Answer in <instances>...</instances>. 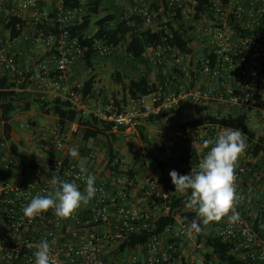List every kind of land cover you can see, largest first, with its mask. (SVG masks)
Listing matches in <instances>:
<instances>
[{"label":"built area","instance_id":"2783aa9c","mask_svg":"<svg viewBox=\"0 0 264 264\" xmlns=\"http://www.w3.org/2000/svg\"><path fill=\"white\" fill-rule=\"evenodd\" d=\"M77 1L75 7H66L63 0H56L52 9L41 10L40 0H0V22L6 23L13 17L23 20L32 12L35 25H58V34L38 32L34 39L37 44L52 47L57 74L51 78L47 64L39 62L31 80L60 87L69 67L88 51L71 36V31L84 23L95 0ZM104 3L118 9L119 20L138 18L143 30L160 35L158 45L146 48V63L152 68L170 65L174 75L186 83L176 93L159 90L130 101L126 107L117 108L111 102L103 109L89 112L115 123L114 133L120 132L119 126L128 128L122 132L129 135L128 141L136 134L132 128L141 120L178 109L185 101H190L194 109L252 110L264 119V0H104ZM176 32L190 40L187 47L190 53L174 43ZM13 41L9 36H0V66L5 74L17 77L19 87L29 69L26 72L19 68L17 58L10 52ZM92 48L97 59H105L123 50V45L94 39ZM198 80H204V85L197 87ZM64 99L86 111L72 91ZM1 117L0 112V264H35L34 252L44 239L50 244L55 264H218L200 233L187 235L190 221H182L180 213L174 214L172 194L167 188L155 177L147 176L143 181L139 175L125 174L120 158L114 163L120 164L116 171L105 164L84 165L88 173L96 176L97 192L72 217L58 218L50 209L29 221L22 209L37 194L46 195L52 190V175L75 182L83 192L87 173H80L76 160L52 154L41 163H20L11 153ZM222 131L210 126L179 130L160 143L158 157L168 165L170 180L172 170L180 175L189 174L192 166L210 150L211 146L203 147V141L215 140ZM50 136L47 151H62L68 140L65 131L56 127ZM246 141V151L236 168L235 186L240 198L236 211L240 219L235 224H230L227 218L207 226L201 222L202 237L232 245L230 253L243 264H264V162L261 161L264 155L254 156V144L247 137ZM138 151L144 154L136 147L134 152ZM145 157L140 155V160ZM174 196L184 213L196 214L185 207L187 196L176 193L175 188ZM169 216H173L175 225H167L161 234L153 233L158 220ZM144 234L148 237L143 245L120 251L130 239Z\"/></svg>","mask_w":264,"mask_h":264},{"label":"trees","instance_id":"16d2710c","mask_svg":"<svg viewBox=\"0 0 264 264\" xmlns=\"http://www.w3.org/2000/svg\"><path fill=\"white\" fill-rule=\"evenodd\" d=\"M63 2L66 7H75L78 4L77 0H63ZM103 4L104 0H95L93 7L85 17L84 23L73 28L71 31V36L78 39L82 47L88 48V51L79 57L78 60L83 62L86 68L91 72V76L85 80L81 86L74 87L71 90L79 97L80 104L87 106L90 100L95 101L96 98L95 83L97 75L95 73L94 61H96L97 58L92 48L94 39H102L107 44H122L126 58L132 60L138 66L145 67L143 69V75L137 78L124 77L122 72L115 70L112 74V80L119 88V91L113 94L111 101L106 96L102 97L103 108L111 102L117 108L126 107L130 101H137L142 96L159 90L164 93L166 92L165 89L168 88L166 83L173 85V87H179L180 83H178V85L174 83L176 81H169L168 77L171 76V71L167 68L163 70V67L158 69L159 80L157 84L149 80L151 70L144 59V54L147 47L156 46L160 43L161 36L143 30L141 27L142 22L138 18H133L130 21L119 20L118 9L112 5L103 7ZM105 8L108 9V14L103 16L101 15V9L105 10ZM27 27L28 23L26 21L16 17L10 18L5 23V29L8 31L11 40L19 38ZM92 27L95 29V32L92 34V38H88ZM35 30L37 33L43 32L46 35L49 33L56 35L58 34V25L39 23L36 25ZM238 33L241 34L239 31ZM174 43L179 46L182 51L190 53V50L187 48L190 44V40L183 38L180 32L175 33ZM32 74L33 69L30 68L29 73L25 75V79L19 87H17L16 84L17 77L5 76L0 79L2 129H4V134L11 153L14 156H18L17 146L14 144L11 136V120L14 113L17 112V110L29 111L33 105H38L43 114L52 113L56 116L59 126H64L66 123H77V128L74 129L73 135L77 136L79 133H82V139L87 143V147H92V145L95 144L100 145L101 149L106 153V167L115 171L119 169L120 164L114 165L115 161L121 158L117 149V142L119 141L120 134L128 128L119 126L118 129L120 132L114 133L113 128L116 126L115 123L100 119L92 113L79 110L72 102L66 99L57 98L49 100L43 95L29 99L26 95H18L16 89H25L28 86V80ZM191 109L193 108L190 101H185L181 103L178 109H173L168 112L165 111L158 116L149 117L145 120V124L155 123L167 125L170 123L173 127L180 129L182 132L204 126L217 129L238 128L246 135L247 139L254 144L253 155H264V132L260 134L257 128L247 119L245 120L226 115L221 109L211 107L197 108L195 109V116L189 117ZM247 122L250 127H247ZM135 131L139 134L140 138L147 142L146 129L143 126H137ZM167 168L168 165L159 160L155 150L147 145L145 159L136 161L135 165L129 167L124 173L131 177L143 173L144 176L157 178L172 194L171 206L174 214L180 213L182 221L189 220L191 223L197 216L196 214H186L183 212L180 201L174 196L175 186L168 176ZM169 224L175 225L173 216L159 219L153 233L161 234ZM200 226L204 230V226L202 224H200ZM202 232L200 233V237L204 238L205 246L211 249L212 253L217 257L218 264H243L230 253L232 245L218 239L202 237ZM147 237V234L133 237L121 246L120 251H123L126 247L132 248L143 245Z\"/></svg>","mask_w":264,"mask_h":264},{"label":"clouds","instance_id":"9594fccd","mask_svg":"<svg viewBox=\"0 0 264 264\" xmlns=\"http://www.w3.org/2000/svg\"><path fill=\"white\" fill-rule=\"evenodd\" d=\"M247 127H250L248 122ZM203 147L205 149L210 147V150L192 166L189 174L180 175L175 170L169 173L175 192L187 196L185 207L194 211L199 218L192 220L187 227L189 236L203 231L201 222L207 226L211 222H220L227 218L230 224H235L240 219L236 211L240 199L235 186L236 168L240 157L246 151V135L238 128H225L215 140L205 139ZM69 155L72 158H79L78 149H70ZM79 171L82 174L87 173L83 192L75 182L52 175L50 178L52 190L46 195L37 194L33 197L22 209L23 216L31 221L51 209L54 210L56 217L68 219L82 205L86 206L97 192L94 186L96 176L88 173L83 162ZM51 252L48 240H42L34 252L35 264H55Z\"/></svg>","mask_w":264,"mask_h":264},{"label":"crops","instance_id":"0c3cea01","mask_svg":"<svg viewBox=\"0 0 264 264\" xmlns=\"http://www.w3.org/2000/svg\"><path fill=\"white\" fill-rule=\"evenodd\" d=\"M55 1L56 0H40L41 10L49 9V8L52 9L55 6ZM34 20H35V15L32 12L28 13L24 17L23 21H26L28 23V27L23 31L22 35L19 38H17L12 42V47L10 52L17 58L19 68L21 70H27L26 72H28V69L30 71L31 68L33 69V74H34L36 71L35 64L39 62H45L49 67L50 74L53 75V76L50 75V77L54 78L57 73L54 70V62L52 60V52H51L52 47L44 44H37L34 42L37 33L35 30L36 25L34 23ZM0 36L2 37L9 36L8 31L5 29L4 20H1L0 22ZM198 55L199 54H194V56H198ZM82 63L83 62H81L80 60H77L76 63H74L71 67H69L67 72V77L60 87H55L53 85L45 86L44 84L37 82L35 80H31L29 78L28 86L25 89L17 88L16 92L18 93V95H26L27 97H29V99L37 98L39 95L41 96L43 95L49 100H54L57 98L64 99L67 95V92L71 91L72 88L79 87L83 84V82L77 83L78 80L76 79V77L79 76L78 70ZM94 65L96 70L95 73L97 75L96 83H95V96H96L95 100H97L99 98L102 99L103 97V95H101V90L100 89L97 90L96 87L97 85H99V81H100V76H98L99 74L98 72H100V70L103 69L102 67L103 64L100 61L97 62L94 61ZM148 66L149 68H152L150 65ZM165 68L171 71V76L168 77L169 81L170 82L176 81L174 82L175 84L180 83V85H182V80L178 79L174 75V71L170 67V65L164 66L163 70H165ZM152 69L153 71L149 75V80L152 83L157 84L159 80L157 78L159 72L155 68ZM84 74L86 75L85 80H87L91 76L89 72H85ZM5 76L10 77L11 75L5 74V72H3L0 66V79H2ZM13 77L16 76L13 75ZM195 85L197 87L204 85V80L196 81ZM90 101L93 102L92 100ZM90 111L92 110L86 108L85 112H90ZM25 118L27 119L38 118L40 122L35 123L31 121L28 122L26 120L24 123L21 122L22 119ZM12 122H14L15 125H12ZM138 125L144 127L146 125L145 120H141ZM11 127H12L11 136L14 144L17 146L18 149V156H16V159H18L20 163L23 164H27L31 161L38 163L44 162L52 154L55 157L71 158L76 160L79 164L83 162L84 165H88L94 163V159L92 158L93 153L101 149L100 145L98 144L92 145V147H87V143L84 142L82 139V133H79L77 136L73 135L74 129L77 128V123H73V124L66 123L64 126H59L57 117L54 116L52 113L43 114L40 111L38 105H33L29 111L17 110V112H15L12 117ZM56 127H59L60 129H63L65 131L68 140L62 151H53L52 153H49L47 151V148L51 142L50 133L51 130ZM123 140L126 139L123 138ZM119 142H122V140L120 139L117 142V146H119L118 145ZM73 148L78 149L79 158H72L69 155V150ZM121 148H122L121 152L124 153L125 157L133 158L132 156H134V154H131L127 150V147L122 145ZM96 160H99V158H97ZM145 178H147V176H145Z\"/></svg>","mask_w":264,"mask_h":264},{"label":"rangeland","instance_id":"374dc122","mask_svg":"<svg viewBox=\"0 0 264 264\" xmlns=\"http://www.w3.org/2000/svg\"><path fill=\"white\" fill-rule=\"evenodd\" d=\"M111 6V4L108 3H104L103 7H109ZM101 15H107L108 14V9L105 8L101 9ZM95 31V29L92 27L90 33H93ZM100 61L102 62V67L103 69L100 70V72H98V76H100V81H99V85H97V90L100 89L101 90V95H103V97H107L110 101H111V97L113 96V94L117 93V91H119V88L115 85V83L112 80V74L115 70H118L120 72L123 73L124 77H129V78H134V77H140L142 76L143 72H144V68L143 66H139L136 65L132 60L126 58L125 54H124V50H121L120 52L105 58V59H96L95 62ZM76 63V62H75ZM156 70H158L159 68H155ZM152 73L153 69L150 68ZM155 70V71H156ZM85 72H90V70H88L84 63H82L79 67L78 73L79 76L76 77V79L78 80L77 83H82L85 81L86 75L84 74ZM157 72V71H156ZM81 73V74H80ZM158 78V76H157ZM184 84V85H183ZM168 85V86H167ZM166 86L168 87L166 90V93H176L179 91V87H173V85H169V83H166ZM172 86V87H171ZM181 86V85H180ZM182 86H186V83H182ZM103 99V98H102ZM102 99H97L93 102L89 101L88 105L86 106L87 109H91V110H95V109H103V100ZM226 115H231L233 117L236 118H240V119H247L248 121H250L259 131L260 134H262L264 132V119H262L257 113H255L254 111H248V112H243L237 108H233V109H226L225 111L222 110ZM195 112L196 110L193 108L191 109V111L189 112V117H194L195 116ZM26 121H31V122H35V123H39L40 120L38 118L36 119H30V118H25L22 119L21 122H25ZM12 125H15L14 122H12ZM139 126V125H137ZM135 126L132 129H136ZM144 128L146 129V136H147V142H145L142 138H140L139 134L136 132L135 135H133L132 137L130 136V139L127 140H123L126 139L127 137H129V135H125L124 133H121L122 135H120L119 140L121 139L122 142H119V146H117L119 155L121 156V160H123V167L125 170H127L129 167H133L136 163V161H139L140 159V155L145 156L147 154V145L151 146L156 154L158 153V145L160 143H162L163 141L167 140L169 137L172 136L173 133H175L176 131H179L180 129H176L175 127H173L172 124H167V125H162V124H155V123H147ZM206 129V128H203ZM122 145L127 147V150L131 153L134 154V156H132L133 158H129V157H125L124 153H122ZM97 146V145H96ZM98 147V146H97ZM132 147V148H131ZM139 147V149H141L144 154H140V152H134L133 150ZM132 149V150H131ZM93 151V150H92ZM92 155V154H91ZM142 157V156H141ZM92 158L94 159V163L98 164L99 166L101 165H106L107 163V158H106V153L104 150L99 149L98 151H95L92 155ZM97 158H99V160H96ZM262 162H264V157H262ZM139 178L141 180H145V176L143 175V173L139 174Z\"/></svg>","mask_w":264,"mask_h":264}]
</instances>
